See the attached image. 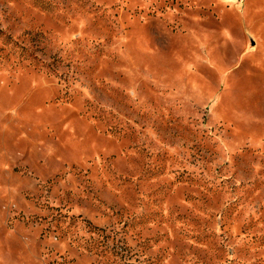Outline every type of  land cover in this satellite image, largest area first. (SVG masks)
<instances>
[{"label": "rangeland", "instance_id": "1", "mask_svg": "<svg viewBox=\"0 0 264 264\" xmlns=\"http://www.w3.org/2000/svg\"><path fill=\"white\" fill-rule=\"evenodd\" d=\"M0 264H264V0H0Z\"/></svg>", "mask_w": 264, "mask_h": 264}]
</instances>
